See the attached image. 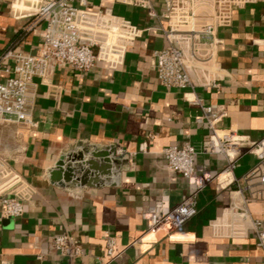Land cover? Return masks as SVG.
<instances>
[{"label": "crops", "instance_id": "0c3cea01", "mask_svg": "<svg viewBox=\"0 0 264 264\" xmlns=\"http://www.w3.org/2000/svg\"><path fill=\"white\" fill-rule=\"evenodd\" d=\"M12 4L0 0V56L39 52L45 21L18 16ZM74 5L81 6L80 0ZM154 5L158 16L116 0H87V9H110L138 26L141 35L114 68L99 60L87 72L63 66L49 70L45 79L36 77L30 90L34 127L0 123V154L29 192L21 216L0 213V264H102L109 260L110 236L120 255L109 264H264L259 234L264 201L234 192L257 166V157L245 153L230 169L224 154L204 151L213 130L199 119L204 113L194 102L200 98L227 112L218 133L264 137V0L234 7L231 24L218 29L217 85L187 89L164 86L154 69V52L169 45L164 4L154 0ZM186 142L197 148V172L217 179L198 194V213L181 228L147 231L146 213L153 205L165 200L176 206L195 189L169 169L164 154ZM80 153L84 164L93 160L105 167L107 158L114 160L112 173L91 171L86 184L77 172L67 181L65 169L52 177L61 158ZM66 163L71 164L68 158ZM66 233L83 249L73 260L52 245L55 235Z\"/></svg>", "mask_w": 264, "mask_h": 264}, {"label": "built area", "instance_id": "2783aa9c", "mask_svg": "<svg viewBox=\"0 0 264 264\" xmlns=\"http://www.w3.org/2000/svg\"><path fill=\"white\" fill-rule=\"evenodd\" d=\"M13 0L12 8L18 16L37 17L45 21V30L39 52L35 54L7 51L0 56V123H16L25 128L34 127L30 106V90L36 77L45 79L49 70L72 66L79 71L91 70L99 60L116 67L124 58L128 45L141 35L142 30L125 18L116 16L110 9L93 11L85 6L87 0ZM148 10L158 16L154 0H116ZM250 0H162L163 18L167 25L163 32L169 45L156 50L153 66L160 82L168 88H195L216 86L221 75L217 62L218 29L231 24L234 7H242ZM203 110L199 118L213 130L202 149L224 154L229 168L235 167L237 158L245 153L256 155L258 163L238 183L236 194L264 201V137L246 139L228 130L217 131L218 121L227 115L194 100ZM122 151V150H121ZM197 148L190 142L164 149L168 167L193 184L194 191L180 204L168 206L165 200L153 205L146 213L147 231L160 228L176 230L198 213V194L217 179L209 173L199 174L195 167ZM23 179L9 160L0 154V206L1 216L18 217L24 212ZM246 198V199H247ZM260 221L255 226H260ZM264 239V232H260ZM55 250L75 259L82 255L81 244L69 234H58L52 239ZM116 240L108 237L106 254L109 264L120 254L115 250Z\"/></svg>", "mask_w": 264, "mask_h": 264}, {"label": "water", "instance_id": "95a60500", "mask_svg": "<svg viewBox=\"0 0 264 264\" xmlns=\"http://www.w3.org/2000/svg\"><path fill=\"white\" fill-rule=\"evenodd\" d=\"M109 153L106 152L105 155L107 157ZM68 158V160L70 161L71 164H67L66 163V159ZM84 154H78L75 157H63L61 158L56 166L55 169L52 172V177L54 178L56 176V174H60V171L62 169H65V177L67 181H70V177H72V175L77 172V173H82V177H77L78 181H80L82 184H86L87 180H86V176L91 172V171H100V173L102 175H110L111 172V166H110V162H114V160H109V158H107V163L105 165V167H100L98 166V164L94 163L93 160H87L86 163L84 164L82 161L84 160ZM73 163H76L77 165L80 166V168H75L74 166H72ZM87 165L88 169L82 171V169L84 168V166Z\"/></svg>", "mask_w": 264, "mask_h": 264}]
</instances>
